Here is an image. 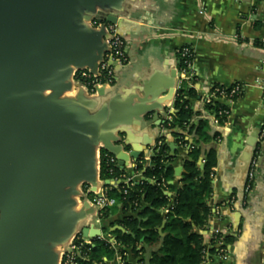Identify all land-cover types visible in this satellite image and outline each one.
Wrapping results in <instances>:
<instances>
[{
	"label": "crops",
	"instance_id": "crops-1",
	"mask_svg": "<svg viewBox=\"0 0 264 264\" xmlns=\"http://www.w3.org/2000/svg\"><path fill=\"white\" fill-rule=\"evenodd\" d=\"M98 1L95 11L110 13L117 19L116 23L101 21L104 26L115 25L123 36L128 63L114 66L112 85L91 93L72 82L56 99L81 115L79 133L97 143L94 148L97 178L101 180L102 147L108 142L118 145L124 153V166L120 169L139 179L134 173V163L141 156L147 159L152 155L166 111L173 109L177 52L185 45L191 46L195 75L191 87L196 92V97L190 100L191 124L206 119L210 134L217 131L204 99L214 85L242 86L241 94L228 104L230 114L219 129L220 137L213 143L217 163L212 174V194L207 201L210 215L205 227L196 231L206 249L214 247L219 237L230 239L222 240L225 258L223 261L216 258L217 263L264 264V136H260L264 120V50L255 43L264 37V0ZM50 94L52 90L46 91L45 96ZM173 131L168 130L165 135L169 145H176L169 154L174 153V170H178L172 181L175 189L167 193L170 198L176 195L184 170L182 160L187 155V148L179 147ZM177 133L188 137L186 130L178 129ZM132 153H138V158L130 157ZM200 161L203 164V158L199 165ZM250 170L254 176L251 188L246 190ZM82 186L78 184L76 188L80 190ZM81 197L82 193L72 198L78 201ZM72 209L81 215L86 213L79 204ZM166 210L164 207L160 213L165 215ZM129 214L121 205L103 218H97L94 212L87 214L75 224L72 236L53 247L59 253L58 264L76 232L84 236L86 229L87 241L106 238L113 229L112 223ZM138 249L143 250L135 256L130 248H123V254L117 252L105 264H122L120 255L125 264H150L154 248L140 242Z\"/></svg>",
	"mask_w": 264,
	"mask_h": 264
},
{
	"label": "water",
	"instance_id": "water-1",
	"mask_svg": "<svg viewBox=\"0 0 264 264\" xmlns=\"http://www.w3.org/2000/svg\"><path fill=\"white\" fill-rule=\"evenodd\" d=\"M95 4L99 1L0 0V264H58L53 247L94 212L87 203L81 206L86 213L74 212L79 200L72 197L81 193L78 184H90L91 191L100 186L97 143L79 133L81 115L56 99L74 82L75 70L96 73L108 49L105 26L91 21L117 19L95 11ZM48 90L52 94L45 96ZM175 147L169 145L171 151ZM102 148L123 168L118 145L107 142Z\"/></svg>",
	"mask_w": 264,
	"mask_h": 264
},
{
	"label": "trees",
	"instance_id": "trees-1",
	"mask_svg": "<svg viewBox=\"0 0 264 264\" xmlns=\"http://www.w3.org/2000/svg\"><path fill=\"white\" fill-rule=\"evenodd\" d=\"M255 43L259 45L260 42ZM177 56L178 68H183L185 64L180 52H177ZM215 86L219 85L213 87ZM178 94L175 97L173 112L170 113L172 119L162 124V127L174 130L172 134L177 138L179 147L187 148V155L182 160L184 170L175 197L170 198L167 195V192H173L175 189L172 183L175 179V155L169 154V143L163 136V143L149 158L141 156L136 160L134 170L141 174L139 182L133 186L120 185L109 191L116 199V205L108 209L103 216H108L118 205L131 213L112 223L113 229L108 233L112 235L113 242L94 238L91 244H84L80 248L81 255L75 264H105V260L113 259L117 252L123 254V248H130L137 256L143 250L138 249L140 242L154 248L150 264H202L205 250L211 254L216 252L215 246L206 249L202 236L196 230L205 227L210 215L207 201L212 194V174L217 163L213 143L220 137V132L214 131L210 134L206 119L191 124L193 112L190 100L196 97V92L191 86L184 84ZM227 107L219 99L206 104L210 114ZM224 121L225 119H221L222 123ZM178 129L186 130L188 137L177 133ZM109 154L105 150L101 153L102 180L124 172L107 163L106 155ZM201 158L204 160L203 168L198 163ZM124 190L127 191L126 194L123 193ZM164 207H168L169 211L162 215L160 210ZM222 240L230 239L224 237ZM79 242L74 241L77 245Z\"/></svg>",
	"mask_w": 264,
	"mask_h": 264
},
{
	"label": "built area",
	"instance_id": "built-area-1",
	"mask_svg": "<svg viewBox=\"0 0 264 264\" xmlns=\"http://www.w3.org/2000/svg\"><path fill=\"white\" fill-rule=\"evenodd\" d=\"M261 1V0H260ZM91 25L94 27H100L103 25L102 21L92 20ZM105 28L108 32V39L106 40L108 49L104 53L103 60L99 63L98 69L96 73H91L88 69H81V70H75L73 75L74 82L80 84L83 87H86L89 92L93 93L95 92L96 87L106 85L110 86L114 83L115 80V70L111 63H116L119 66H126L128 63V57L126 52V43L123 38V36L119 35L117 32V29L115 25L112 24H106ZM259 46L264 50V37L259 41ZM178 52H180L181 58H183V62L185 66L183 68H178V80H177V90H176V96H178V91L183 87L184 84H187L189 86H192L195 75L192 70V64L194 60V50L191 46L185 45L181 47ZM242 92V86L240 84H234L229 87H221V86H215L211 87L209 94L204 99L205 104L211 103L214 99H219L223 103H225L227 106L228 104L232 103L236 96L240 95ZM263 108H264V95L262 98ZM173 112L170 109L166 111L165 115V121H170L172 119V116L170 113ZM230 114V108L229 106L225 109H220L217 111V113H213L212 115V122L215 127L218 129H221ZM221 119H225V121L222 123ZM170 129H166L164 127H160L157 132V139L155 141V144L153 148L151 149L152 153L155 151L156 148H158L163 143V136L166 135V132ZM260 136H264V120L261 126L260 130ZM188 148H191V146H188ZM107 157V163L112 166H117V159L109 154L106 155ZM135 167V163H134ZM119 168V167H118ZM120 169V168H119ZM122 170V169H120ZM124 171V170H123ZM134 173L136 175H139V179H135L134 176H130L127 174V172H122L119 175L106 179L109 181V184H104L101 186H98L95 191H91V185L90 184H84L81 189L82 197L79 199L80 206H84L85 203L88 204L90 208L94 210V213L97 218H103L104 213L110 209L111 207L116 205V199L112 197L109 194V191L114 187H119L120 185H127V186H133L139 180L141 179L140 172H137L134 170ZM254 172L253 170H250L248 174V182L246 186V190H249L252 185ZM101 182L105 180H100ZM124 194L127 193L126 190L123 191ZM168 193V192H167ZM167 212L169 211V208L167 207ZM218 234V233H216ZM101 239H104L108 242H113L112 235L107 233L106 238L98 237ZM222 237H219V239L216 241L215 246L217 247V250L215 253L211 254L208 251H204L203 257H202V264H221L216 262V258H219L220 261H223L224 254H225V248L222 247ZM75 240H79V244L77 245L74 243ZM84 244H91V241H87L84 236L76 235L71 245L68 247V249L62 253V259L61 264H75L77 258L80 257L81 254H79L80 248ZM120 260L122 264H125V261H123V257L120 255Z\"/></svg>",
	"mask_w": 264,
	"mask_h": 264
}]
</instances>
